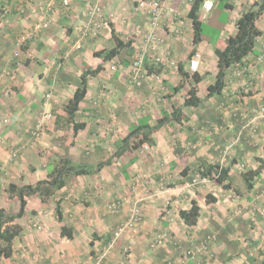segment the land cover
<instances>
[{"label":"crops","instance_id":"1","mask_svg":"<svg viewBox=\"0 0 264 264\" xmlns=\"http://www.w3.org/2000/svg\"><path fill=\"white\" fill-rule=\"evenodd\" d=\"M163 1L174 15H163L161 23L166 21L168 29L158 27L156 32L164 36L168 56L186 71L190 51L201 54L196 72L202 77L198 83L202 100L196 107L181 108L180 123L169 121L153 133L155 145L145 146L147 154L127 151L97 173L69 176L47 202L27 197L25 214L17 220L22 234L14 242L13 255L1 264L5 260L9 264H89L127 218L134 199L140 200L143 221L121 234L109 250V264H264V170L253 179L251 189H246L242 177L246 168H256L257 158L264 159V118L252 121L253 135L241 128L233 112L239 108L251 117L253 108L264 104V58H257L264 46V21L256 23L262 34L253 52L227 70L221 94L206 97L205 86L214 82L217 72L214 48L223 47L225 38L235 33L243 9L232 3L234 8L229 10L235 14L228 19V32L203 49L202 36L196 45L192 41L187 17L191 2ZM94 5L100 7L101 18L93 34L87 31V9ZM111 26L121 38L132 40L134 50L150 29L148 11L140 0H67L66 4L63 0H0V207L7 210L11 200V211L16 212L19 202L8 197L7 185L45 179L51 156L95 164L100 154L115 151V142L139 119L148 117L153 124L162 110L171 112L162 103L182 106L188 85L174 94L165 89L169 97L159 98L161 106L151 109L140 93L125 91L131 63L125 65L118 57L103 62L93 54L107 48L103 43L112 47ZM98 65L103 68L88 78L85 99L75 116V122L85 126L73 133L72 125L65 122L64 105L84 68ZM242 68L245 71L239 74ZM160 75L167 84L179 80L174 68H163ZM161 86L166 87L163 82ZM37 125L40 129L34 135ZM185 150L193 152L190 158ZM202 161L228 166L232 188L209 178L191 186V175ZM165 179H174L169 188L160 185ZM131 185L137 187L130 190ZM113 199L121 201L118 212L106 210ZM192 200L199 206V216L195 225L187 226L178 212L188 209ZM164 208L171 215L164 214ZM63 226L70 229V238L61 235ZM158 233L165 237L155 244ZM208 236L203 247L200 242ZM191 244L194 252L185 256ZM122 249L127 254L121 256Z\"/></svg>","mask_w":264,"mask_h":264},{"label":"trees","instance_id":"2","mask_svg":"<svg viewBox=\"0 0 264 264\" xmlns=\"http://www.w3.org/2000/svg\"><path fill=\"white\" fill-rule=\"evenodd\" d=\"M202 1L203 0L191 1L187 13V17L191 21L193 30L192 41L195 45L201 41L202 27L199 11ZM217 1L221 2L227 9L234 8L232 0ZM263 11L264 0H261L254 9L249 8L245 10L235 22V33L225 38L223 47L217 46L214 48L217 72L214 82L205 86L206 97L221 94L226 86L227 70L234 65L242 63V60L249 53L253 52L257 43V37L262 34V31L256 24V20ZM111 39L113 43L112 47L94 51V56L101 58L103 62L118 57L120 61L126 63L125 65L130 64L133 59L130 58L133 56L134 51L131 47L132 40L130 38H121L120 35L116 33L113 26H111ZM194 52L195 50L192 49L188 56L190 57ZM144 67L148 70V73L160 74L162 70L160 66L150 65L147 61H145ZM102 68V65H98L95 68L85 67L80 74V82L71 98L64 105V111L66 113L65 122L67 126L72 125L73 133H76L85 126L82 122H75V116L81 102L85 99L88 89V78L95 77ZM177 71L180 76L179 82L176 85L167 84L165 79L162 81L173 94L179 92L184 85H188L182 106H172L171 112L162 110L161 116L157 118L153 124L149 123L148 117L139 119L137 124H133L129 127L125 136L115 142V151L109 158L100 160L95 164H73L68 157H64L55 160L53 168L47 172V177L45 179L38 180L33 184L17 185L15 183H9L7 185L5 190L8 197L17 198L19 207L16 212L7 211L0 207V264L3 258H10L13 255L14 242L22 234L23 228L17 220L25 214L27 197L34 195L37 196L41 202H47L58 189L66 184V180L69 176L97 173L104 165L111 163V159L114 157H119L127 151H135L144 145L154 146L155 140L153 138V133L169 121L180 123L182 119V107H196L199 104L202 99L198 95V83L201 82L202 77L197 72L190 74L189 71L184 70V65L180 62L178 63ZM165 96L169 97L167 94ZM257 161L258 165L256 168H246L242 172L246 189H251L253 187V179L258 178L261 171L264 170V159L257 158ZM187 170L188 168H185L181 170V173L184 175ZM228 170V166L224 167L220 166L218 163H207L206 161H202L194 171L199 173L202 177L215 179V181L221 184L225 189H231L232 183L228 175ZM208 199L211 198H207V200ZM163 213L165 214L164 209ZM178 214L185 225H195L199 216V206L196 201L192 200L190 207L188 209L179 210ZM61 235L70 238V229L63 226L61 228Z\"/></svg>","mask_w":264,"mask_h":264},{"label":"built area","instance_id":"3","mask_svg":"<svg viewBox=\"0 0 264 264\" xmlns=\"http://www.w3.org/2000/svg\"><path fill=\"white\" fill-rule=\"evenodd\" d=\"M191 2L193 0H187ZM261 0H232V3L238 7H242L241 13L249 8H255L260 3ZM63 3L66 4L67 0H63ZM140 4L143 5L149 14V25L150 29H148L143 35L142 42L138 46L134 48L135 54L133 56L132 62L130 64V70L128 74L129 82L135 86H140L145 78H148V70L144 67L145 61L150 65L160 66L162 69L169 67L177 69L178 64L168 56V51L165 49L164 39L157 34L156 30L161 23V18L166 14H173L172 9H168L163 0H140ZM214 7L213 0H203L201 9L202 15L201 17L206 16L211 9ZM101 14V9L99 6L94 5L87 9V31L91 33H95L99 27L98 20L101 18L99 15ZM264 21V11L259 15L257 22ZM25 37H22V40ZM259 60L264 58V46L261 48L260 55L257 57ZM201 60V54L199 52H194L188 58V70L189 73H195L199 67ZM245 71L242 68L239 74ZM153 74V73H152ZM152 76V75H151ZM158 78V76H155ZM233 111L236 112V117L241 122L242 129H248L251 131V134H255V126L253 125V120L264 118V104H259L255 108H253V115L248 117L245 112L239 110V108H233ZM40 129V125H37L33 134H38ZM17 151H13L10 155V159L16 156ZM208 177H202L200 174H195V176L191 179L189 184L191 186L198 185L200 182H205ZM140 200H135L131 208L129 209L127 218L120 223L116 229L113 231L109 241L106 243L105 247L101 252L97 253L94 258H92L91 263L89 264H109L107 260V254L109 250H111L115 242L119 239L121 234L127 229H136L143 220V215L141 211V206L139 204ZM120 201L115 200L107 204L108 211H118ZM166 215H171V211L167 208H164ZM37 228L39 226H36ZM165 237L164 233H158L154 238V243L158 244ZM211 236H208L206 239L202 240L200 243L203 247H206ZM185 256H192L193 249L192 244L189 246L187 250H185Z\"/></svg>","mask_w":264,"mask_h":264},{"label":"rangeland","instance_id":"4","mask_svg":"<svg viewBox=\"0 0 264 264\" xmlns=\"http://www.w3.org/2000/svg\"><path fill=\"white\" fill-rule=\"evenodd\" d=\"M235 14V11L233 10H229V9H226L221 2H218V1H215V5L213 7V9H211L209 11V13L204 16V17H200L201 19V27H202V32H201V36H202V48L205 49L207 46L211 47L212 45L216 44L218 41H221L220 38H223V36L226 35V33L228 32L227 30L231 27L229 26V23H228V19L231 18L233 15ZM160 28L162 29H168V27H166V21L163 22V24L161 23L159 25ZM160 35V34H159ZM163 39H164V36L163 35H160ZM164 44L166 45V42H165V39H164ZM104 47L107 45V48H109L110 46H108V43H103L102 44ZM135 54V51H133V56ZM133 56L130 58L132 59ZM187 59L184 60V62H187L186 61ZM175 61V60H174ZM176 62V61H175ZM177 64L179 62H176ZM186 64V63H185ZM187 65V64H186ZM187 68V67H186ZM128 72V71H127ZM152 75V76H151ZM158 75V78H156L155 76ZM180 76V75H179ZM163 78L162 76L158 73H153L148 76V78H145V80L143 81V83L140 85V86H135L131 83L127 84V86L125 87V91H129L128 94H131V92H137V93H140L143 97V100H144V105H147L148 104V107L149 109L152 108V106L155 108V106H161V105H158V99L159 98H162L165 94H164V91L165 89L168 90L167 86L166 87H162L161 86V83L163 82L162 81ZM179 82V80L175 81L173 84L171 85H176L177 83ZM184 87V86H183ZM110 96V95H108ZM147 99L149 101H147ZM115 100V99H114ZM114 100H110L111 103H114ZM22 101V100H21ZM108 103V101H107ZM111 103H109V105L111 107H113V105H111ZM163 109H170V106H169V101L168 102H165V105H163L162 103V106H161ZM159 108V107H158ZM153 110V109H152ZM154 112H156L154 110ZM175 131V129H172L171 130V133H173ZM146 145L140 147L137 149V152H145L147 154L148 152V147H145ZM186 151V150H185ZM93 152V151H92ZM91 152V153H92ZM111 153L113 154V150L111 151ZM186 153H188V158H190L192 155L191 151H186ZM112 154H108L107 152H104L103 154H100L98 160H105L107 158H109ZM98 156V154H96V157ZM187 157V156H186ZM59 157H50L49 160H47L46 162V169H47V172L50 171L53 166H54V160L58 159ZM97 160V161H98ZM97 161L95 163H97ZM73 164H78L77 162H73ZM181 163H183V161H181ZM195 175V173H193L191 175V178ZM174 181V179L172 180H168V179H165L160 181V185L164 188V187H170L171 186V182ZM22 185V184H21ZM134 187L136 188L137 186L136 185H131L130 186V190H134ZM115 200H118L120 201L119 199H113L112 201H115ZM7 201V200H6ZM110 201V202H112ZM135 201V199H134ZM133 201V202H134ZM4 202V199H2V204ZM110 202L106 203V210H107V204H109ZM5 203V202H4ZM8 205V209L7 211H11V208L13 207V203L11 204V200L8 201L7 203ZM121 201L119 203V208H118V211L119 209L121 208ZM132 205V204H130ZM131 208V206H130ZM129 208V209H130ZM117 211V212H118ZM142 215H143V211H142ZM143 221V220H142ZM140 226V225H139ZM39 229V228H38ZM157 232V231H156ZM118 241V240H117ZM116 241V242H117ZM115 242V243H116ZM22 245H20L21 247ZM113 249V248H112ZM101 252V251H98V253ZM110 251L108 252L107 256L109 255ZM119 254L122 256V255H125L127 254V250L125 249H122ZM91 263V262H90ZM109 263V262H108ZM4 264H9L7 260H5Z\"/></svg>","mask_w":264,"mask_h":264},{"label":"clouds","instance_id":"5","mask_svg":"<svg viewBox=\"0 0 264 264\" xmlns=\"http://www.w3.org/2000/svg\"><path fill=\"white\" fill-rule=\"evenodd\" d=\"M148 74L150 75V73H148ZM151 74H152V73H151ZM157 76H158V75H157ZM233 112H234V111H233ZM195 174H197V173H195ZM198 174H199V173H198ZM194 176H195V175H194ZM194 176H193V177H194ZM193 177H192V178H193ZM192 178H191V179H192ZM191 179H190V181H191ZM209 179H210V178H209Z\"/></svg>","mask_w":264,"mask_h":264}]
</instances>
